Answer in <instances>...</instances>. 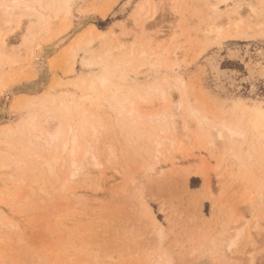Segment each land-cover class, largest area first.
I'll return each instance as SVG.
<instances>
[{"label": "rangeland", "instance_id": "374dc122", "mask_svg": "<svg viewBox=\"0 0 264 264\" xmlns=\"http://www.w3.org/2000/svg\"><path fill=\"white\" fill-rule=\"evenodd\" d=\"M67 1L56 0L49 9H39L45 17L31 26L27 45L23 31L16 28L19 15L12 16L8 26L17 33L2 31L10 50L2 48L0 68L4 73H17V80L0 89V128L27 113L17 101L48 90L79 93L68 82L102 71L83 65L82 56L88 54L79 50L75 72H66L69 44L91 27L107 35L94 38L87 51L93 57L110 52L109 64L126 56L129 48L138 54L167 47L170 57L162 56L164 60L153 67L146 65L147 69L144 65L137 82L145 86L182 77L183 91L171 89L165 106L183 101L187 109L198 110L211 123L221 119L245 126L246 138L223 147L206 123L199 125L191 114H176L177 132L171 134L176 146L168 147L169 152L165 143L163 155L157 156L145 125L138 130L121 123L111 107L100 102L92 108L97 117L93 120L96 134L87 138L90 151L98 157L97 165L91 167L92 181L88 184L75 177L57 198L42 194L45 184L41 172L35 171L38 165L28 158V150L18 148V139H2L0 264H264V123L252 112L258 104L264 105V31H256L258 21L248 9V4L257 6L260 0L225 4L217 0H134L124 12L119 8L125 0ZM214 4L218 7L213 11ZM257 7V16L264 20L262 6ZM235 14L251 26L247 35L224 33L225 20ZM25 17L20 22L23 28L31 23ZM213 22L221 24V35L210 28ZM63 25L68 26L57 34ZM66 34L70 37L52 48V42ZM116 74L121 73L117 70ZM55 77L61 85L53 87ZM130 77H134L132 73ZM131 78L121 82L123 89L130 88ZM152 106L155 110L163 107L155 100L141 103L139 108ZM253 122L259 123L257 127ZM212 139L215 144L208 146ZM9 154L18 157L8 158ZM80 154L82 149L76 159ZM23 158L35 169H28ZM15 159L21 163L16 164ZM194 171L199 174H192ZM146 208L157 218L161 237L145 217Z\"/></svg>", "mask_w": 264, "mask_h": 264}, {"label": "bare ground", "instance_id": "6f19581e", "mask_svg": "<svg viewBox=\"0 0 264 264\" xmlns=\"http://www.w3.org/2000/svg\"><path fill=\"white\" fill-rule=\"evenodd\" d=\"M133 1L134 0H125L120 6L119 12H124L132 4ZM217 1L218 3L225 4L231 0H217ZM67 2H68L67 0H62V4H67ZM55 3H56V0H0V59H2V61L4 58L2 54V48L4 50L6 49L8 50V47H9L8 45L10 44V41L9 43H7V37H6L7 35L3 33L2 31L5 28L9 30L10 27L8 26L10 25L11 20L13 18L12 16H14L15 14L19 15L18 16L19 19H16L17 24H18L16 28H19V30L21 29V32L23 31L22 32L24 35L23 41L27 45L28 38H30V36L32 35L31 30L33 29H31V26L35 24L37 25L38 22L41 19H44L45 17L43 12H41L42 10L40 11L39 9L40 8L42 9L44 7L48 8L54 5ZM143 6L144 4L139 5L138 11L142 10ZM257 6H262V10H264V0H260ZM257 6L250 3L248 4V9L250 10L251 15L254 18H256V20L258 21L254 27L256 31L257 30L264 31V20L259 18L260 16L259 17L257 16V12H259L260 10L259 9L260 7L258 8ZM217 7L218 5L214 4L212 6L213 11L216 10ZM236 14H239V12H236ZM236 14L235 16H233V18H229L228 20L223 19L225 20V25H227V28L224 31V33L228 36H232V37L243 36L246 33L251 31V26L246 25L245 21H243V18ZM24 16H26L25 18L29 17L30 22H31L29 23V26L25 28H23L21 26L23 24L20 23L22 17ZM220 25L217 22H213L210 25V28H214L216 33L217 34L220 33L221 35L220 31L222 30L221 29L222 26ZM225 25L224 27H226ZM66 26L68 25H63V28L58 30L57 34L62 33L66 29ZM20 27H22L23 29ZM12 31H15V30H11L10 32L13 33ZM16 31L14 33H17ZM21 32H18V34H20ZM106 35H107L106 32L102 30L93 29L91 27L86 28L84 32H82V34H80L73 43L69 44L66 50V53L68 52L67 53L68 57H65V58H68L67 60L68 65L66 64L67 66L65 67L67 68V71H66L67 73L75 72L74 63L79 53V50H83L84 52L88 54L87 56H82L81 62L83 65L90 66V67L97 66V67H101L102 69L101 72H95L88 76L82 75L80 77H76L72 82H68V83H72L76 88L75 90L79 91V93L76 91L71 92L68 90L60 91V92H57L55 90H48V91L41 92L40 95H35L31 98L28 97V99H25L23 101H17L20 108L28 109L27 113H23L22 116L18 117L16 121H13L12 123H8L5 125L3 124V126L0 128V141L2 139L4 140L7 138L16 137L18 139L17 140V144L19 145L18 148H23V149L25 148V151L28 150V153L26 152L27 154L26 153L25 154L28 155V158L31 159L34 162V164L37 163L39 169L36 168L35 171H37V173L39 171L41 172L40 173L41 174L40 177L42 179L41 182L42 184H45L44 189L43 190L41 189L43 192L42 191L41 192L45 197H51L54 195H56L54 198H57V196L62 197L64 194L61 192L65 189L64 188L65 185L67 184V182L69 183L72 182L70 180L74 179L75 177L77 178L79 177V180L87 181V183L92 181L91 171H93V169H91V167L97 165L96 158L98 157L97 156L95 157L94 156L95 153L93 154L90 151V140H87V138L93 137L96 134L95 133L96 129L94 126L95 121L93 120L94 118H97V117L96 116L94 117L92 108L93 106L95 107L100 106L99 104L100 102L107 103L109 107H111V109L118 116L121 123L132 125V127L134 128H138L141 125H145V130L149 132L148 134L146 132V134L148 138H150V140H152L153 142L152 150L155 151L157 156L163 155L161 151V147H163L165 143L167 144V147L166 149L164 147L163 148L166 151H169V152L171 151L169 150L171 149L170 146L173 145L174 143L171 134H173L174 132H177L176 124L179 121L175 117L176 114L178 115L184 114V116L191 114V116L193 115L195 117L194 119L198 121L199 125L200 124L205 125L206 123L210 129L214 130L213 132L216 136V138L214 139L216 140V142H218L220 145H223V147L224 145L226 146V144H230V143H234V144L235 142L240 143L239 140H241L242 142L244 141V139L246 138L247 130H246V127L243 125L235 124L233 122H226L221 119H220L221 121L220 120L213 121V123H211L208 117L205 115L199 114L200 112L198 110L191 108V107L187 109L184 106L185 102L183 101L178 102L177 100L176 102H173L172 105L169 104V106H165V103L166 102L169 103L170 101L169 94H170L171 89L173 90L175 89L177 91H180V90L183 91L182 89H184L185 85H182L181 83L182 77L181 79L175 80V82H169L168 80L164 79L163 81H161V83L157 80V81H153L150 84H146L145 86L140 85V83L137 82L136 78L138 74L143 72V70L141 69L142 67H144V65H145L144 69L146 68V65H148V67L150 66L153 67L157 65L161 60H164V58L161 59L162 56L166 58L170 57L169 56L170 50L167 49V47H164L163 50H159L158 52H152V50L149 52L139 51L138 54H134L133 52L134 50L132 48H129L131 50L126 56H122L120 59H112L109 64L107 63L106 60H108L112 56L110 52L107 53V51H105L103 55H100V56L97 55V57H93V55L89 53L90 51H87L88 50L87 46L92 43L94 38H103ZM69 37L70 35H67V34L65 36L60 35V37L56 41L52 42L53 44L52 48H55V49L58 48ZM6 43L7 45H5ZM133 44L134 43H132L131 45ZM119 47H121V45H119ZM139 60H142V61L138 62ZM111 67L116 72L118 70V72H120L121 74H116V72H110L109 68ZM130 73H132L134 77L131 78ZM16 74L17 73L15 72L4 73L3 69L0 68V89L2 86L3 87L6 86L7 83H13L17 77ZM128 78L132 79V82L130 83V88L123 89L121 86V82H127ZM52 82H53L52 84L53 87L57 85L58 86L61 85L60 84L61 81L59 80L58 77H55L52 80ZM163 83H166L167 86L164 85ZM169 83H172L173 85L169 86ZM18 88H21V86ZM155 100H158L163 105V107L161 106L157 110H155L153 106L150 108L146 107L145 109H143L144 111L147 110V112L145 113H143L144 112L143 110H140L139 105L141 103H144V104L154 103ZM237 104L241 105L240 103H237ZM170 108L172 110V113L170 112L171 114L170 113L168 114V109L170 110ZM239 108L244 109L242 108V106H239ZM245 108H247V110H250L246 106ZM252 112L254 113V115H258V118L263 124L264 123V105L258 104L253 109ZM1 119H2V114L0 113V122L2 121ZM135 122H138V125L135 126L133 124ZM258 124L259 123L257 122H253V127H257ZM90 129L92 130L91 133H89ZM139 129L140 128H138V130ZM155 129L157 132H154ZM183 130L186 131L185 128ZM204 132H206V130ZM209 144L210 146L215 144L214 140L213 139L209 140L207 145L209 146ZM174 145H173V148H174ZM221 147L222 146H220V149ZM80 149H82V155L80 154L81 157L79 156L80 159L78 158L79 159L78 160L76 159V154L80 152ZM231 150H234V149L231 148ZM239 150L241 151L240 148ZM10 157L17 158L18 156L16 155V157H14V154H9L8 158ZM234 157L235 156H232V159H234ZM16 161H15L16 164L20 162L19 160H16ZM22 161H24L23 162L24 164H27V161L25 158H23L21 162ZM238 161L239 159L235 160L236 163ZM9 164H11V162ZM26 166H28V169H29V166H31L32 169H35L30 164L29 165L27 164ZM11 172L13 171L10 170V173ZM192 174H199V173L197 171H194ZM51 175H54L52 180L48 178V176L51 177ZM81 185L82 187L84 186L83 184ZM40 186H44V185H41L40 183ZM84 189L88 190V188L86 187ZM23 193L24 192H22V194ZM75 194L77 195L76 192ZM30 195H31V192H30ZM10 196L12 198L14 195H10ZM75 203L77 204L76 200H75ZM147 212L148 214L145 213L147 214V216L145 217H147V220H149L148 222L150 223L151 228L156 232V234L159 237H161V232H162L161 226L159 225L157 218L152 214V212L149 209H147ZM1 222L2 221H0V223ZM3 223H5V221ZM9 224H11V222ZM11 226L9 228H11Z\"/></svg>", "mask_w": 264, "mask_h": 264}]
</instances>
